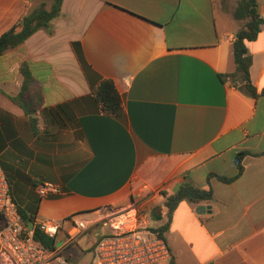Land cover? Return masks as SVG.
Listing matches in <instances>:
<instances>
[{"label":"crops","instance_id":"0c3cea01","mask_svg":"<svg viewBox=\"0 0 264 264\" xmlns=\"http://www.w3.org/2000/svg\"><path fill=\"white\" fill-rule=\"evenodd\" d=\"M52 4L0 0V37ZM258 5L264 19V0ZM237 6L63 0L52 31L40 29L1 55L0 164L18 208L61 223L64 245L74 222L89 231L101 225L102 237L110 233L108 210L134 204L147 213L151 202L163 203L160 227L167 220L162 193L190 182L212 190L213 199L180 202L164 234L171 257L162 264H264V23L247 44L260 93L254 98L228 76L245 23L234 16ZM24 62L43 96L33 114L11 99L22 88ZM103 80L120 93L122 118L96 103ZM45 182L61 193L40 196L36 187Z\"/></svg>","mask_w":264,"mask_h":264},{"label":"built area","instance_id":"2783aa9c","mask_svg":"<svg viewBox=\"0 0 264 264\" xmlns=\"http://www.w3.org/2000/svg\"><path fill=\"white\" fill-rule=\"evenodd\" d=\"M38 194H60L61 187L45 182L36 187ZM41 231L49 237H58L62 228L57 221H37ZM76 231L68 242L48 252L39 246L30 230L21 222L19 208L11 195L10 183L0 164V264H67L63 249L73 244L87 230L83 221L74 222ZM103 225L110 233L100 237L93 252L95 264H161L170 259L167 242L148 228V215L137 205L123 209H109Z\"/></svg>","mask_w":264,"mask_h":264},{"label":"trees","instance_id":"16d2710c","mask_svg":"<svg viewBox=\"0 0 264 264\" xmlns=\"http://www.w3.org/2000/svg\"><path fill=\"white\" fill-rule=\"evenodd\" d=\"M63 0H53L51 8L48 10L44 6L35 10L31 14L24 17L20 26H14L12 29L5 32L0 37V56L7 50L18 47L23 44L28 38L40 29L52 31L51 23L54 19L61 16V7ZM258 0H238V6L234 16L236 19L245 21L243 27L238 31L234 41L233 50L236 62V71L228 76L233 79L234 84L246 94L256 98L260 95L257 88L252 84L250 78V67L252 65V57L249 54L247 44L255 40L264 23V19L260 16L258 10ZM20 72L23 76V84L20 92L11 96V99L20 105L26 112L33 114L41 107L43 102L42 92L35 87V78L32 68L28 62L22 63ZM264 95V89L261 92ZM94 99L97 104L102 107V110L117 118H122L125 115L122 97L112 80H103L100 85L94 90ZM246 152L240 153L236 157V163L239 168L238 176L243 172L242 159ZM237 178V176L235 177ZM235 178L220 177L221 180L231 182ZM167 209V221L156 229H149L150 232L157 233L165 239L164 234L170 228V222L174 211L180 202L186 200L191 203H200L213 199V191L202 189L190 182H184L171 195L163 192ZM21 222L24 227L29 228L30 223L34 224L33 237L35 242L43 247L48 252L57 249L58 241L55 238L46 235L37 224V219L34 216L27 215L23 210L19 209ZM157 220L162 217L156 214ZM171 264H175L172 260Z\"/></svg>","mask_w":264,"mask_h":264},{"label":"rangeland","instance_id":"374dc122","mask_svg":"<svg viewBox=\"0 0 264 264\" xmlns=\"http://www.w3.org/2000/svg\"><path fill=\"white\" fill-rule=\"evenodd\" d=\"M163 207V203L161 202H151L147 206H145L148 213V228L156 229L158 228L160 221L154 220L152 211L155 210V215H161L160 208ZM167 221V220H166ZM105 232V228L101 225L99 227H95L94 230L90 229L83 231V236L80 241L78 239L71 245H68L65 249H63L62 255L64 256L67 264H95L93 246L95 242H97L98 238ZM90 238L92 245L87 244V239ZM64 240H67L66 238ZM162 264V263H161Z\"/></svg>","mask_w":264,"mask_h":264},{"label":"water","instance_id":"95a60500","mask_svg":"<svg viewBox=\"0 0 264 264\" xmlns=\"http://www.w3.org/2000/svg\"><path fill=\"white\" fill-rule=\"evenodd\" d=\"M153 218H154V220H156L157 219V216L154 214V212H153ZM29 229L30 230H33L34 229V224L33 223H30V226H29ZM61 245V243H58V245L57 246H60Z\"/></svg>","mask_w":264,"mask_h":264}]
</instances>
